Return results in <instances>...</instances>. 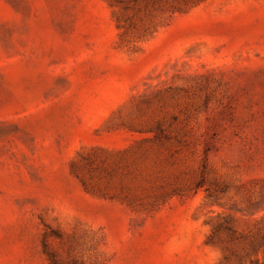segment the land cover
Returning a JSON list of instances; mask_svg holds the SVG:
<instances>
[{
	"label": "rangeland",
	"instance_id": "rangeland-1",
	"mask_svg": "<svg viewBox=\"0 0 264 264\" xmlns=\"http://www.w3.org/2000/svg\"><path fill=\"white\" fill-rule=\"evenodd\" d=\"M0 264H264V0H0Z\"/></svg>",
	"mask_w": 264,
	"mask_h": 264
}]
</instances>
